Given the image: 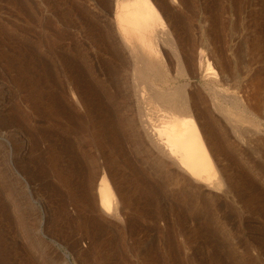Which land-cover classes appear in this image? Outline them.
I'll return each mask as SVG.
<instances>
[{
	"label": "rangeland",
	"instance_id": "1",
	"mask_svg": "<svg viewBox=\"0 0 264 264\" xmlns=\"http://www.w3.org/2000/svg\"><path fill=\"white\" fill-rule=\"evenodd\" d=\"M150 1L194 48L189 76L163 45L146 60L134 35L119 44L120 0H0V264H264V0ZM135 81L188 84L227 187L200 190L152 151ZM221 107L256 125L235 129ZM16 130L26 154L8 141ZM102 175L120 216L98 208Z\"/></svg>",
	"mask_w": 264,
	"mask_h": 264
},
{
	"label": "bare ground",
	"instance_id": "2",
	"mask_svg": "<svg viewBox=\"0 0 264 264\" xmlns=\"http://www.w3.org/2000/svg\"><path fill=\"white\" fill-rule=\"evenodd\" d=\"M117 1L119 2V0ZM118 4L120 5V12L117 13L115 19L117 22L116 23L117 24L116 34L117 35L119 34L118 38L120 37L119 38L121 40L120 42H122L119 44H121L122 46L124 45V46L129 47L130 42H128L129 41L128 38H132L131 35H134L136 38H138V40L141 41V44H142V45L140 44L141 48L146 51V54H145L146 60L147 59L150 60V58H153V57H150L151 56L150 53H153V50H155L154 56L156 57L155 54H157L158 51L154 49V45L156 46L157 44H160L161 46L163 45L169 51L172 57L171 59H173L176 72L181 77L189 76L190 72H192L191 70L194 69L197 65L194 60L195 59L194 53H193L194 48L191 46V50H190L191 52L189 51L188 54L186 53L187 51L186 52L184 51L188 56L184 54L182 49L179 47V44H177L171 31H169V29L166 28V26H164L165 24H163L162 19L160 18L157 10L155 9L151 1L150 0H120ZM146 47H148L149 53H147ZM139 53H141V51ZM153 60H151V62H153ZM142 61L144 63H147V61L145 62L143 59ZM155 63H156V66L155 64L153 66L158 68V70L159 68L164 67L162 60L159 61L157 59ZM147 65H151V63ZM216 65H217V70H218L217 74L222 75L221 72L223 68L220 66V63L218 61L216 62ZM198 66H199V69L201 70L203 66H205V73L202 76L207 78L208 73H209L208 71L210 70V63L208 62V60L206 59L205 62L201 60ZM156 70L155 72H158V70L157 71ZM162 82H165V79ZM159 83H160V80H159ZM139 85L137 82L134 87L135 88L134 89V97H135L134 100L137 102L136 106L138 107L137 111L139 114L138 123H139L140 129L143 130L144 136L149 142L150 147H152L153 149L152 151H156L164 160H167V162H169L168 163L169 165L167 164V167H170V164H172V166L176 170L177 169L180 170L181 171L179 172L180 174L177 173L178 171L176 172L178 175H180V177L186 174V177L188 176L190 180L192 179V181L198 184L194 186L195 187L197 186V188L199 187V189H200V186H203V185L205 186V189L207 188L211 190L212 189L217 190L220 188L222 189V186H226V185H223L224 182H226L227 180L224 179V176H223L224 173L222 172V171L225 172V170L224 169L221 170L222 169L220 168L221 166L219 167V164H221L219 163V161H221L222 159L217 162L218 159L215 156L216 155L218 156L219 153L216 152L218 154L215 155L212 150L213 146H215V143H211L212 145L208 144L209 142L207 141L206 135L203 132L204 129L202 130L201 128L202 125L200 126L198 119L196 118V115H195L196 113H194L195 111L193 109V101H196L195 99L197 98V96L195 95L196 97H193V95L189 91L188 84L179 83L178 85L171 86L167 84L165 85V83H163V84H160L161 86H155L154 84L152 85L151 83L146 86L140 85L141 87ZM198 95L200 96V94ZM201 96H204V95L201 94ZM193 98L195 99L193 100ZM206 99L207 98H204V100ZM202 102L204 103V105H206L204 101ZM206 106L204 107L205 109H207ZM221 108H220V111H222ZM222 109H223L222 113L224 112L223 114L225 118H227V120L229 119L233 121L232 125L233 127H235V129L237 128L238 125H241L244 123H249L251 126L256 125L253 119H250L249 116H247L248 114L246 113L247 114L246 115L245 112H243L244 108H242L243 110L241 109V111L239 110L235 111L233 109L229 110L224 107ZM235 109H237V107ZM217 110L219 111L218 107H217ZM219 114H221V112ZM23 134L19 130H16L15 133H13L11 137L7 139L10 144L12 145L14 144L16 146L18 151L25 153V151L29 147V139ZM216 146L213 148L215 149L214 151H216ZM148 148H147V151H148ZM24 153L22 154L24 155ZM157 153L156 154L152 153V155L156 156ZM148 154L150 155L151 153L149 152ZM161 157L158 156L159 159ZM162 158L160 160H162ZM233 160L235 161L234 158ZM156 161L160 162L159 160H156ZM162 163L163 165H161ZM162 163L160 165L164 168L165 166L164 162ZM221 165L223 167V164ZM173 173H175V171ZM176 173L173 174L174 176L171 175L172 178L176 177L175 176ZM181 173L183 175H181ZM92 177H95V176H92ZM186 177L185 179L188 178ZM100 178L102 179L100 181L98 180L100 183L98 184V189H97V192H98L97 197H99V202L97 203L99 205L98 208L103 211L101 212L102 215L106 214L105 217L109 215H111L112 217L115 215L120 216L119 214H121V212L119 211V207H120L121 201H119L118 199L119 197L116 194L118 193V190H116L115 192V189L111 185V182H110L111 180L109 179L110 180L109 181L106 176L103 177L102 175ZM91 181H90L91 184L89 183L91 190L89 192L87 191L89 194H91L90 192L94 193L95 190L92 191L91 186L95 185L96 183L93 184V182L97 180L94 179V181L92 182ZM187 182H190V181H187ZM86 184L88 185V183ZM199 184H203V185H199ZM82 186H84V184ZM82 189L85 190V188H82ZM87 192H85V194ZM88 193L86 194L87 201L89 202L90 206L93 207L95 205V201L97 200L96 199L97 197L95 195H92L93 193L91 195H88ZM211 194L213 193L211 192ZM93 196L96 197L95 200L93 199L94 198ZM96 212H98L97 209H96ZM101 213L100 212L99 214L96 213L97 215H99V218L101 217L100 216ZM102 219H104L103 216H102ZM106 219L107 218H105V220ZM97 221L96 223L100 224L98 223L99 221L98 222Z\"/></svg>",
	"mask_w": 264,
	"mask_h": 264
},
{
	"label": "water",
	"instance_id": "3",
	"mask_svg": "<svg viewBox=\"0 0 264 264\" xmlns=\"http://www.w3.org/2000/svg\"><path fill=\"white\" fill-rule=\"evenodd\" d=\"M64 259L67 260L68 259V255L67 254H63Z\"/></svg>",
	"mask_w": 264,
	"mask_h": 264
}]
</instances>
